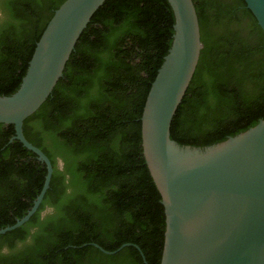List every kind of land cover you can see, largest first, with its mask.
<instances>
[{
	"label": "trees",
	"instance_id": "1",
	"mask_svg": "<svg viewBox=\"0 0 264 264\" xmlns=\"http://www.w3.org/2000/svg\"><path fill=\"white\" fill-rule=\"evenodd\" d=\"M64 1L0 0V95L19 89ZM194 2L204 47L171 137L204 147L264 119V31L245 0ZM174 23L168 0H106L94 13L52 94L25 120L26 137L54 172L30 220L0 234V264H145L142 253L160 264L166 215L141 117ZM0 128L1 229L30 210L48 170L21 141L10 142L14 124ZM95 243L108 251L131 245L108 254Z\"/></svg>",
	"mask_w": 264,
	"mask_h": 264
},
{
	"label": "water",
	"instance_id": "2",
	"mask_svg": "<svg viewBox=\"0 0 264 264\" xmlns=\"http://www.w3.org/2000/svg\"><path fill=\"white\" fill-rule=\"evenodd\" d=\"M106 0H65L48 22L19 89L0 95V123L47 166L44 186L12 231L30 220L50 187L54 166L25 135V120L52 94L82 32ZM173 42L148 94L142 122L143 154L166 215L160 264H264V119L204 147L171 137L177 109L193 79L204 43L194 0H168ZM264 31V0H245ZM108 254L114 251L94 244ZM139 248V247H138ZM145 264H150L145 255Z\"/></svg>",
	"mask_w": 264,
	"mask_h": 264
},
{
	"label": "flooded vegetation",
	"instance_id": "3",
	"mask_svg": "<svg viewBox=\"0 0 264 264\" xmlns=\"http://www.w3.org/2000/svg\"><path fill=\"white\" fill-rule=\"evenodd\" d=\"M5 125H8V124H5ZM0 130H1V128H0ZM64 165H65V163H64V160L62 159V157H57V163H56V166H58V168L60 169V170H62V169H64ZM51 210V208H47L45 211H43V213H42V215L44 216L47 212H49ZM2 250L3 251H6L7 249H6V247L4 246L3 248H2Z\"/></svg>",
	"mask_w": 264,
	"mask_h": 264
},
{
	"label": "rangeland",
	"instance_id": "4",
	"mask_svg": "<svg viewBox=\"0 0 264 264\" xmlns=\"http://www.w3.org/2000/svg\"><path fill=\"white\" fill-rule=\"evenodd\" d=\"M6 249L8 250V248L6 247Z\"/></svg>",
	"mask_w": 264,
	"mask_h": 264
}]
</instances>
